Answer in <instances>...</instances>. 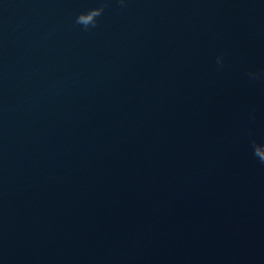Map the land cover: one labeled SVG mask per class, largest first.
<instances>
[{"label": "water", "instance_id": "obj_1", "mask_svg": "<svg viewBox=\"0 0 264 264\" xmlns=\"http://www.w3.org/2000/svg\"><path fill=\"white\" fill-rule=\"evenodd\" d=\"M249 71L264 0H0V264H264Z\"/></svg>", "mask_w": 264, "mask_h": 264}, {"label": "clouds", "instance_id": "obj_2", "mask_svg": "<svg viewBox=\"0 0 264 264\" xmlns=\"http://www.w3.org/2000/svg\"><path fill=\"white\" fill-rule=\"evenodd\" d=\"M119 2L123 5L125 0H119ZM106 3H102L99 7H93L88 9L85 12H81L76 17V24L82 26L84 30H89L91 28H95L98 25V18L103 15L105 11ZM216 64L219 67H223L224 57L223 55H219L216 57ZM247 76L250 80H256L264 77V73H259L256 71H249ZM250 120L255 119L254 114H250ZM251 146L253 149V155L259 160L261 164H264V143L257 142L255 139L251 141Z\"/></svg>", "mask_w": 264, "mask_h": 264}]
</instances>
